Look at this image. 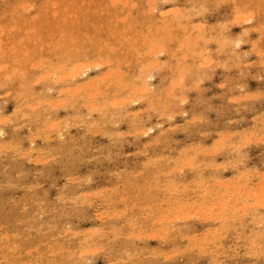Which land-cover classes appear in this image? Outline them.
Returning <instances> with one entry per match:
<instances>
[{"label": "rangeland", "instance_id": "374dc122", "mask_svg": "<svg viewBox=\"0 0 264 264\" xmlns=\"http://www.w3.org/2000/svg\"><path fill=\"white\" fill-rule=\"evenodd\" d=\"M0 30V264H264V0H0Z\"/></svg>", "mask_w": 264, "mask_h": 264}, {"label": "bare ground", "instance_id": "6f19581e", "mask_svg": "<svg viewBox=\"0 0 264 264\" xmlns=\"http://www.w3.org/2000/svg\"><path fill=\"white\" fill-rule=\"evenodd\" d=\"M125 4H126V3H125ZM22 7H23V6H22ZM150 11H151V10H150ZM53 17H54V16H53ZM241 20H242V19H241ZM246 20H247V19H246ZM77 23H78V22H77ZM77 26H78V25H77ZM71 29H72V27H71ZM1 31H2V30H0V32H1ZM19 31H20V30H19ZM73 31H74V30H73ZM11 32H12V31H11ZM149 32H150V31H149ZM27 33H28V32H27ZM70 33H71V32H70ZM79 33H80V32H79ZM150 34H151V33H150ZM10 35H11V34H10ZM70 35H71V34H70ZM70 35H69V36H70ZM27 36H28V35H27ZM69 36H68V37H69ZM72 36H73V34H72ZM76 36H77V35H76ZM92 36H93V35H92ZM23 37H24V34H23ZM27 38L29 39V37H27ZM24 39H25V38H24ZM76 39H77V38H76ZM90 39H91V38H90ZM100 39H101V38H100ZM100 39H98V40H100ZM88 40H89V39H88ZM73 41H74V40H73ZM21 42H22V41H21ZM21 42H20V43H21ZM70 42H71V41H70ZM74 42H75V41H74ZM76 42H77V41H76ZM144 42L147 43V41H144ZM0 43H2V42H0ZM5 43H6L5 45H7V42H5ZM17 43H18V41H17ZM72 43H73V42H72ZM90 43H91V41H90ZM99 43H100V42H98V44H99ZM2 44H3V43H2ZM105 44H106V43H104V45H105ZM119 44H120V43H119ZM160 44H161V43H160ZM71 45H72V44H71ZM107 45H108V44H107ZM120 45H121V44H120ZM120 45H119V46H120ZM142 45H143V44H142ZM150 45H151V44H150ZM0 46H1V45H0ZM14 46H15V45H14ZM99 46H100V45H99ZM21 47H24V46H21ZM58 47H59V46H58ZM61 47H62V46H61ZM72 47H74V46H72ZM42 48H43V47H42ZM75 48H76V47H75ZM98 48H99V47H98ZM110 48H111V47H110ZM135 48H136V47H135ZM151 48H152V47H151ZM155 48H156V46H155ZM70 49H71V48H70ZM88 49H89V48H88ZM99 49H100V48H99ZM104 49H105V48H104ZM107 49H108V48H107ZM113 49H114V48H113ZM133 49H134V48H133ZM55 50H56V49H55ZM61 50H62V49H61ZM73 50L75 51L74 48H73ZM161 50H162V49H161ZM53 51H54V50H53ZM68 51H70V50H68ZM77 51H78V50H77ZM77 51H76V53H78ZM103 51L106 53L105 50H103ZM110 51H111V50H110ZM134 51H135V50H134ZM162 51H163V50H162ZM48 52H49V51H48ZM82 52H83V51H82ZM87 52H88V51H87ZM98 52H99V51H98ZM144 52H145V51H144ZM159 52H160V51H159ZM41 53H42V51H41ZM73 53H74V52H73ZM108 53H109V52H108ZM125 53H126V52H125ZM130 53H131V52H130ZM132 53H133V52H132ZM140 54H141V53H140ZM147 54H148V53H147ZM157 54H158V53H157ZM38 55H39V54H38ZM73 55H74V54H73ZM113 55H114V53H113ZM126 55H127V54H126ZM138 55H139V54H138ZM138 55H137V56H138ZM151 55H152V54H151ZM151 55H150V56H151ZM54 56H55V55H54ZM99 56H100V53H99ZM99 56H98V58H99ZM106 56H107V55H106ZM78 57H79V55H78ZM92 57H93V56H92ZM96 57H97V55H96ZM131 57H132V56H131ZM148 57H149V54H148ZM154 57H155V56H154ZM237 57H238V56H237ZM55 58H56V57H55ZM62 58H63V57H62ZM66 58H67V56H66ZM80 58H81V57H80ZM85 58H86V57H85ZM85 58H84V59H85ZM103 58H104V57H103ZM107 58H108V57H107ZM107 58H105V59L107 60ZM110 58H111V57H110ZM113 58H115V57H113ZM139 58H140V57H139ZM29 59H30V58H29ZM99 59H100V58H99ZM108 59H109V58H108ZM122 59H124V58H122ZM136 59H137V58H136ZM140 59H142V58H140ZM56 60H57V59H56ZM62 60H63V59H62ZM62 60H61V61H62ZM68 60H69V59H68ZM96 60L98 61V59H96ZM100 60H101V59H100ZM100 60H99V61H100ZM117 60H118V59H117ZM119 60H120V59H119ZM142 60L144 61V59H142ZM207 60H208V59H207ZM207 60H206V61H207ZM24 61H25V60H24ZM24 61H23V62H24ZM34 61H35V60H34ZM36 61H37V60H36ZM43 61H44V60H43ZM57 61L59 62V60H57ZM61 61H60V62H61ZM99 61H98V62H99ZM109 61H110V60H109ZM115 61H116V60H115ZM121 61H123V60H121ZM121 61H120V62H121ZM138 61H139V60H138ZM12 62H13V61H12ZM14 62H15V61H14ZM50 62H51V61H50ZM50 62H49V63H50ZM72 62H73V61H72ZM102 62H103V61H102ZM128 62H129V61H128ZM147 62H148V61H147ZM154 62H156V60H155ZM26 63H27V62H26ZM28 63H29V62H28ZM55 63H56V61H55ZM64 63H65V61H64ZM74 63H75V62H74ZM94 63H95V59H94ZM96 63H97V62H96ZM112 63H113V60H112ZM112 63H111V64H112ZM148 63H149V62H148ZM165 63H166V62H165ZM86 64H88V62H86ZM86 64H85V65H86ZM104 64H105V63H104ZM121 64H122V63H121ZM121 64L119 63V65H121ZM127 64H128V63H127ZM132 64H133V63H132ZM135 64H136V62H135ZM135 64H134V65H135ZM137 64H138V63H137ZM38 65H39V64H38ZM52 65H54V64H52ZM60 65H62V64L60 63ZM100 65H101V62H100ZM119 65L117 64V66H119ZM124 65H125V64H124ZM207 65H208V64H207ZM34 66H35V64H34ZM40 66H41V65H40ZM40 66H39V67H40ZM47 66H48V65H47ZM92 66H93V65H92ZM128 66H129V65H128ZM150 66H151V63H150ZM152 66H153V65H152ZM155 66H156V65H155ZM6 67H7V66H6ZM35 67H36V66H35ZM51 67H52V66H51ZM53 67H54V66H53ZM61 67H64V66H61ZM86 67H87V66H86ZM95 67H96V66H95ZM108 67H109V66H108ZM123 67H124V66H123ZM162 67H163V66H162ZM66 68H69V67H66ZM66 68H65V70H66ZM72 68H73V67H72ZM72 68H71V69H72ZM77 68H78V66H77ZM128 68H129V67H128ZM187 68H188V67H187ZM2 69H3V67H2ZM38 69H39V68H38ZM40 69H41V68H40ZM51 69H52V68H51ZM56 69H57V66H56ZM58 69H59V68H58ZM79 69H80V68H79ZM79 69H77V71H78ZM109 69H110V68H109ZM54 70H55V69H54ZM72 70H73V69H72ZM128 70H129V69H128ZM139 70H140V69H139ZM85 71H86V70H85ZM88 71H89V70H88ZM116 71H117V69H116ZM120 71H121V70H120ZM152 71H153V70H152ZM43 72H44V71H43ZM65 72H66V71H65ZM73 72H74V71H73ZM79 72H81V71H79ZM79 72H78V73H79ZM109 72H110V70H109ZM122 72H123V71H122ZM262 72H263V71H262ZM13 73H15V72H13ZM63 73H64V72H63ZM78 73H77V74H78ZM103 73H104V72H103ZM118 73H119V72H118ZM118 73H117V74H118ZM120 73H121V72H120ZM120 73H119V74H120ZM126 73H127V72H126ZM144 73H145V72H144ZM34 74H35V73H34ZM72 74H73V73H72ZM77 74H76V75H77ZM81 74H82V73H81ZM123 74H124V73H123ZM133 74H134V73H133ZM147 74H148V73H147ZM147 74H146V76H147ZM12 75H13V74H12ZM36 75H37V74H36ZM57 75H59V74H57ZM76 75H75V76H76ZM125 75L128 76V74H125ZM142 75H143V74H142ZM48 76H49V75H48ZM52 76H53V74H52ZM72 76H73V75H72ZM82 76H83V75H82ZM102 76H103V75H102ZM108 76H110V74H109ZM116 76H117V75H116ZM133 76H134V75H133ZM136 76H137V75H136ZM146 76H145V77H146ZM34 77H35V76H34ZM34 77H33V78H34ZM38 77H40V76H38ZM44 77H45V75H44ZM60 77H62V76H60ZM114 77H115V75H114ZM176 77H177V76H176ZM35 78H36V77H35ZM47 78H49V77H47ZM52 78H53V77H52ZM54 78H55V77H54ZM78 78H79V76H78ZM80 78H81V77H80ZM118 78H119V77H118ZM118 78H117V79H118ZM120 78H121V77H120ZM129 78H130V80H131V77H129ZM136 78H137V77H136ZM147 78H148V77H147ZM150 78H151V77H150ZM39 79H41V78H39ZM42 79H43V77H42ZM65 79H66V78H65ZM86 79H87V78H86ZM97 79H98V78H97ZM108 79H109V78H108ZM180 79H181V78H180ZM259 79H260V78H259ZM261 79H262V78H261ZM261 79H260V80H261ZM30 80H31V79H30ZM37 80H38V78H37ZM43 80H45V79H43ZM72 80H73V79H72ZM74 80H75V79H74ZM175 80H176V78H175ZM47 81H48V80H47ZM69 81H70V79H69ZM100 81H101V80H100ZM103 81H105V80H103ZM119 81H121V80H119ZM124 81H125V80H124ZM124 81H123V82H124ZM133 81H134V80H133ZM137 81H138V80H137ZM144 81H145V80H144ZM30 82H31V81H30ZM35 82H36V81H35ZM67 82H68V81H66V86H67V84H68ZM94 82H95V81H94ZM109 82H110V80H109ZM111 82H112V80H111ZM130 82H131V81H130ZM32 83H33V82H32ZM60 83H61V82H60ZM95 83L97 84V82H95ZM98 83H99V82H98ZM120 83H121V82H120ZM124 83H125V82H124ZM126 83H127V81H126ZM133 83H134V82H133ZM136 83H137V82H136ZM171 83H172V82H171ZM178 83H179V82H178ZM180 83H181V82H180ZM45 84H46V83H45ZM107 84H108V83H107ZM107 84H106V85H107ZM118 84H119V83H118ZM118 84H117V85H118ZM131 84H132V83H131ZM134 84H135V83H134ZM80 85H81V84H80ZM97 85H98V84H97ZM101 85H102V86H105V85H103L102 83H101ZM120 85H121V84H120ZM176 85H177V84H176ZM92 86H93V85H92ZM99 86H100V83H99ZM99 86H98V87H99ZM113 86H114V85H113ZM124 86H125V85H124ZM133 86H136V85H133ZM140 86H141V85H140ZM142 86H143V85H142ZM144 86H145V84H144ZM20 87H21V86H20ZM86 87H87V86H86ZM120 87H121V86H120ZM126 87H127V86H126ZM128 87H129V85H128ZM166 87H167V86H166ZM233 87H234V86H233ZM71 88H73V87H71ZM109 88H111V87H109ZM124 88H125V87H124ZM131 88H132V87H131ZM131 88H127V89H131ZM137 88H138V87H137ZM145 88H146V87H145ZM182 88H184V87L181 86V89H182ZM81 89H82V88H81ZM89 89H90V88H89ZM135 89H136V88H135ZM135 89H134V87L132 88V90H135ZM139 89H143V88L141 87V88H139ZM167 89H168V88H167ZM193 89H194V88H193ZM74 90H75V89H74ZM91 90H92V89H91ZM91 90H90V91H91ZM100 90H101V89H99V91H100ZM106 90H107V89H106ZM106 90L103 89V91H106ZM132 90H131V91H132ZM169 90H170V89H169ZM40 91H41V90H40ZM76 91H77V90H76ZM96 91H98V90H96ZM101 91H102V90H101ZM103 91H102V92H103ZM128 91H129V90H128ZM138 91H139V90H138ZM142 91H143V90H141V92H142ZM144 91H145V90H144ZM153 91H154V90H153ZM183 91H184V90H183ZM204 91H205V90H204ZM114 92H115V91H114ZM118 92H119V90H118ZM126 92H127V91H126ZM105 93H106V92H105ZM116 93H117V92H116ZM129 93H130V91H129ZM159 93H160V92H159ZM59 94H60V93H59ZM66 94H67V92H66ZM66 94H65V95H66ZM81 94H82V93H81ZM118 94H119V93H118ZM130 94H131V93H130ZM139 94H140V93H139ZM144 94H145V93H144ZM146 94H147V93H146ZM260 94H261V93H260ZM263 94H264V93H263ZM91 95H93V94H91ZM95 95H96V94H95ZM111 95H112V94H111ZM122 95H123V94H122ZM30 96H31V93H30ZM69 96H70V95H69ZM80 96H81V95H80ZM109 96H110V95H109ZM115 96H117V95H115ZM139 96H140V95H139ZM151 96H152V94H151ZM168 96H170V95H168ZM168 96H167V97H168ZM35 97H37V96H35ZM67 97H68V95H67ZM67 97H66V98H67ZM87 97H88V96H87ZM93 97H94V96H93ZM98 97H99V96H98ZM112 97H113V96H112ZM125 97H126V95H125ZM131 97H132V95H131ZM141 97H142V96H141ZM43 98H44V97H43ZM47 98H48V97H47ZM66 98H65V99H66ZM81 98H82V97H81ZM115 98H117V97H115ZM118 98H119V97H118ZM122 98H123V97H122ZM135 98H136V97H135ZM135 98H134V96H133V99H135ZM236 98H237V97H236ZM246 98H248V97H246ZM18 99H19V98H18ZM31 99H32V98H31ZM49 99H50V98H49ZM68 99H69V98H68ZM74 99H75V98H74ZM105 99H106V98H105ZM112 99H113V98H112ZM133 99H132V100H133ZM137 99H138V98H137ZM181 99L184 100V97H182ZM243 99H244V98H243ZM243 99H242V100H243ZM248 99H249V98H248ZM257 99H258V98H257ZM63 100H64V99H63ZM66 100H67V99H66ZM98 100H99V99H98ZM110 100H111V99H110ZM125 100H126V99H124V101H125ZM127 100H128V99H127ZM135 100H136V99H135ZM140 100H141V99H140ZM254 100H255V99H254ZM35 101H36V100H35ZM53 101H54V100H53ZM56 101H57V100H56ZM56 101H55V102H56ZM83 101H84V99H83ZM86 101H87V99H86ZM86 101H85V102H86ZM89 101H90V100H89ZM104 101H106V100H104ZM120 101H122V100H120ZM165 101H166V100H165ZM165 101H164V102H165ZM255 101H256V100H255ZM20 102H21V101H20ZM51 102H52V101H51ZM55 102H54V103H55ZM69 102H70V101H69ZM85 102H84V103H85ZM87 102H88V101H87ZM95 102H96V101H95ZM102 102H103V101H102ZM133 102H134V101H133ZM133 102H132V103H133ZM135 102H136V101H135ZM164 102H163V103H164ZM54 103H53V104H54ZM98 103H99V102H98ZM104 103H105V102H104ZM104 103H102V104H104ZM106 103L108 104V102H106ZM106 103H105V105H106ZM110 103H111V102H110ZM120 103H121V102H120ZM132 103H131V104H132ZM238 103H239V102H238ZM32 104H33V103H32ZM45 104H47V102H46ZM91 104H92V103H91ZM113 104H114V102H113ZM113 104H111V105H113ZM127 104H128V103H127ZM27 105H28V104H27ZM29 105H30V104H29ZM59 105H60V104H59ZM68 105H69V104H68ZM95 105H96V104H95ZM109 105H110V104H109ZM109 105H108V106H109ZM114 105H115V104H114ZM116 105H117V104H116ZM51 106H52V105H51ZM65 106H66V105H65ZM71 106H72V105H71ZM75 106H76V105H75ZM93 106H94V105H93ZM97 106H98V105H97ZM124 106H125V105H124ZM159 106H160V105H159ZM161 106H162V105H161ZM177 106H178V105H177ZM16 107H17V106H16ZM16 107H14V108H16ZM40 107H42V106H40ZM40 107H39V109H40ZM26 108H27V107H26ZM30 108H31V107H30ZM30 108H29V109H30ZM32 108H34V107H32ZM53 108H54V107H52V109H53ZM56 108H57V107H56ZM83 108H84V107H83ZM20 109H22V108H20ZM20 109H19V110H20ZM94 109H95V108H94ZM100 109H101V108H100ZM105 109H106V108H105ZM250 109H251V108H250ZM27 110H28V109H27ZM75 110H76V109H75ZM98 110H99V109H98ZM107 110H110V109L107 108ZM107 110H106V111H107ZM237 110H238V109H237ZM237 110H236V111H237ZM243 110H244V109H243ZM88 111H89V109H88ZM26 112H27V111H26ZM29 112H30V110H29ZM29 112H28V113H29ZM75 112H76V111H75ZM102 112H103V111H102ZM102 112H101V113H102ZM107 112H108V111H107ZM117 112H118V111H117ZM180 112H181V111H180ZM86 113H87V112H85V114H86ZM31 114L33 115L32 111H31ZM36 114H38V112H36ZM36 114H35V115H36ZM41 114H42V113H41ZM43 114H44V112H43ZM50 114H51V113H50ZM89 114H90V113H89ZM102 114H104V113H102ZM105 114H106V113H105ZM111 114H112V113H111ZM173 114H174V113H173ZM24 115H25V114H24ZM108 115H109V114H108ZM120 115H121V114H120ZM122 115H123V114H122ZM161 115H162V114H161ZM169 115H170V114H169ZM169 115H168V116H169ZM184 115H185V114H184ZM263 115H264V114H263ZM36 116H37V115H36ZM36 116H35V117H36ZM39 116H40V115H39ZM88 116H90V115H88ZM40 117H41V116H40ZM40 117H39V118H40ZM49 117H50V116H49ZM67 117H68V116H67ZM72 117H73V116H72ZM105 117H106V116H105ZM193 117H194V116H193ZM36 118H37V117H36ZM43 118H44V117H43ZM45 118H46V117H45ZM75 118H76V116H75ZM75 118H74V119H75ZM88 118H89V117H88ZM102 118H104V117H102ZM118 118H119V117H118ZM191 118H192V117H191ZM1 119H2V118H1ZM8 119H9V118H8ZM20 119H21V118H20ZM33 119H34V118H33ZM41 119H42V118H41ZM65 119L67 120V118H65ZM109 119H110V118H109ZM109 119H108V120H109ZM261 119H262V118H261ZM3 120H4V119H3ZM38 120H39V119H38ZM43 120H44V119H42V121H43ZM46 120H47V119H45L44 121H46ZM52 120H53V119H52ZM60 120H62V119H60ZM75 120H78V119H75ZM84 120H85V119H84ZM103 120H104V119H103ZM9 121H10V120H9ZM30 121H32V120H30ZM36 121H37V120H36ZM109 121H110V120H109ZM148 121H149V120H148ZM170 121H171V120H170ZM172 121H173V120H172ZM188 121H189V120H188ZM190 121H191V120H190ZM239 121H240V120H239ZM257 121H258V120H257ZM10 122H11V121H10ZM34 122H35V120H34ZM56 122H59V121H56ZM99 122H100V121H99ZM135 122H136V121H135ZM191 122H193V121H191ZM205 122H206V121H205ZM11 123H12V122H11ZM46 123H47V121H46ZM48 123H50V122L48 121ZM65 123H66V121H65ZM83 123H84V122H83ZM102 123H103V121H102ZM109 123H110V122H109ZM235 123H236V122H235ZM41 124H42V123H41ZM43 124H44V123H43ZM52 124H53V125H51V123H50L51 126H54L56 123L54 124V122H53ZM62 124H64V123H62ZM84 124H85V123H84ZM94 124H95V123H94ZM137 124H139V123H137ZM184 124H186V123L184 122ZM22 125H23V124H22ZM24 125H25V124H24ZM31 125H32V124H31ZM66 125H67V124H66ZM77 125H78V124H77ZM79 125H80V124H79ZM97 125H98V123H97ZM97 125H96V126H97ZM99 125H100V124H99ZM99 125H98V126H99ZM102 125H103V124H102ZM51 126H50V127H51ZM55 126H56V125H55ZM85 126H86V125H85ZM98 126H97V127H98ZM105 126H106V125H105ZM114 126H115V125H114ZM114 126H113V127H114ZM156 126H157V125H156ZM158 126H159V125H158ZM160 126H161V125H160ZM47 127H49V126H47ZM77 127H78V126H77ZM77 127H76V128H77ZM92 127H93V126H92ZM102 127L104 128V125H103ZM116 127H117V126H116ZM138 127H139V126H138ZM248 127H249V126H248ZM54 128H55V127H54ZM59 128H60V127H59ZM93 128H94V127H93ZM111 128H112V127H111ZM136 128H137V127H136ZM136 128H135V129H136ZM13 129H14V128H13ZM40 129H41V128H40ZM50 129H51V128H50ZM99 129H100V128H99ZM1 130H3V128H2ZM52 130H53V128H52ZM54 130H55V129H54ZM63 130H64V129H63ZM100 130H101V129H100ZM148 130H149V129H148ZM36 131H37V130H36ZM40 131H42V130H40ZM57 131H58V130H57ZM85 131H86V130H85ZM102 131H103V130H102ZM135 131H137V130H134L133 132H135ZM149 131H150V130H149ZM151 131H152V130H151ZM1 132H2V131H1ZM163 132H164V131H163ZM220 132H221V131H220ZM253 132H254V131H253ZM3 133H5V132H3ZM3 133H2V134H3ZM33 133H34V132H33ZM105 133H106V132H105ZM141 133H142V132H141ZM222 133H223V131H222ZM225 133H226V131H225ZM234 133H235V132H234ZM234 133H233V134H234ZM241 133H242V132H241ZM113 134H115V133H113ZM113 134H112V135H113ZM116 134H117V133H116ZM118 134H119V133H118ZM118 134H117V135H118ZM144 134H145V132H144ZM159 134H160V133H159ZM168 134H169V133H168ZM206 134H208V133H206ZM210 134H211V133H210ZM210 134H209V135H210ZM229 134H232V132L229 133ZM54 135H55V134H54ZM57 135H58V134H57ZM64 135H65V134H64ZM64 135H63V136H64ZM117 135H116V137H117ZM126 135H127V134H126ZM126 135H125V136H126ZM128 135H130V134H128ZM200 135H201V134H200ZM227 135H228V134H227ZM238 135H239V134H238ZM252 135H253V134H252ZM29 136H30V135H29ZM35 136H36V135H35ZM38 136H39V135H38ZM47 136H48V134H47ZM58 136H59V135H58ZM84 136H85V135H84ZM229 136H230V135H229ZM236 136H237V135H236ZM262 136H263V135H262ZM36 137H37V136H36ZM135 137H136V134H135ZM203 137H204V136H203ZM119 138H120V137H119ZM158 138H159V137H158ZM221 138H223V137H221ZM221 138H220V139H221ZM33 139H35V138H33ZM117 139H118V138H117ZM223 139H224V138H223ZM225 139H226V138H225ZM255 139H256V138H255ZM28 140H29V139H28ZM30 140H31V139H30ZM48 140H49V139H48ZM206 140H207V139H206ZM260 140H261V139H260ZM260 140H259V141H260ZM11 142H12V141H11ZM198 142H200V141H198ZM198 142H197V143H198ZM261 142H262V140H261ZM149 144H150V143H149ZM153 144H154V143H153ZM250 144H251V143H250ZM2 145H3V144H2ZM194 145H195V144H194ZM201 145H202V144H201ZM222 145H223V144H222ZM224 145H225V144H224ZM208 146H209V145H208ZM228 146H230V145H228ZM3 147H4V145H3ZM196 147H197V146H196ZM214 147H215V146H214ZM1 148H2V147H1ZM1 148H0V149H1ZM4 148L7 149L8 147L5 146ZM35 148H36V147H35ZM205 148H206V147H205ZM227 148L229 149V147H227ZM240 148H241V147H240ZM243 148H244V147H243ZM256 148H258V147L256 146ZM13 149H14V148H13ZM191 149H192V147H191ZM244 149H245V148H244ZM11 150H12V149H11ZM26 150H27V149H26ZM33 150H34V149H33ZM39 150H40V149H38V151H39ZM181 150H182V149H181ZM184 150H185V149H184ZM184 150H183V151H184ZM189 150H190V149H189ZM210 150H211V149H210ZM219 150H220V149H219ZM232 150H233V149H232ZM238 150H239V148H238ZM199 151H200V150H199ZM206 151H207V150H206ZM1 152H2V151H1ZM4 152H5V151H4ZM17 152H18V151H17ZM17 152H16V153H17ZM28 152H29V151H28ZM187 152H188V151H187ZM197 152H198V151H197ZM225 152H226V151H225ZM247 152H248V151H247ZM16 153H15V154H16ZM23 153H24V152H23ZM176 153H177V152H176ZM180 153H181V152H180ZM184 153H185V152H184ZM184 153H183V154H184ZM189 153H190V152H189ZM207 153H208V152H207ZM213 153H215V152L213 151ZM220 153H221V152H220ZM231 153H233V152H231ZM237 153H238V152H237ZM240 153H241V152H240ZM240 153H239V154H240ZM15 154H14V155H15ZM20 154H21V153H20ZM140 154H141V153H140ZM183 154H182V155H183ZM194 154H195V153H194ZM25 155H26V154H25ZM28 155H29V154H28ZM48 155H49V154H48ZM177 155H178V154H177ZM201 155H202V154H201ZM205 155H206V154H205ZM210 155H211V154H210ZM4 156H5V155H4ZM29 156H30V155H29ZM36 156H37V155H36ZM183 156H184V155H183ZM189 156H190V158H191V155H190V154H189ZM196 156H197V155H196ZM206 156H207V155H206ZM206 156H205V157H206ZM212 156H213V155H212ZM236 156H237V155H236ZM240 156H241V155H240ZM22 157H23V156H22ZM32 157H33V156H32ZM49 157H50V156H49ZM166 157H167V156H166ZM184 157H185V156H184ZM25 158H26V157H25ZM36 158H37V157H36ZM44 158H45V156H44ZM177 158H180V157H177ZM39 159H40V158H39ZM51 159H52V158H51ZM53 159H54V158H53ZM149 159H150V158H149ZM158 159H159V157H158ZM172 159H173V158H172ZM195 159H196V157H195ZM237 159H238V158H237ZM241 159H242V157H241ZM36 160H37V159H36ZM40 160H41V159H40ZM161 160H162V159H161ZM197 160H198V159H197ZM238 160H239V159H238ZM246 160H247V159H246ZM30 161H31V160H30ZM50 161H51V160H50ZM158 161H159V160H158ZM177 161H178V160H177ZM181 161H182V159H181ZM183 161H185V160H183ZM212 161H213V160H212ZM34 162H35V161H34ZM153 162H154V161H153ZM191 162H192V161H191ZM191 162H190V163H191ZM241 162H242V161H241ZM241 162H240V163H241ZM158 163H159V162H158ZM193 163H194V162H192V165H193ZM226 163H227V162H226ZM236 163H237V162H236ZM263 163H264V162H263ZM263 163H262V164H263ZM39 164H40V163H39ZM71 164H72V163H71ZM149 164H150V163H149ZM168 164H169V163H168V161H167V165H168ZM187 164H189V163H187ZM201 164H202V163H201ZM219 164H220V163H219ZM224 164H225V163H224ZM228 164H230V163L228 162ZM241 164H242V163H241ZM245 164H246V163H245ZM245 164H244V165H245ZM145 165H146V164H145ZM154 165H155V164H154ZM164 165H165V164H164ZM195 165H196V164H195ZM197 165H198V164H197ZM205 165L208 166L207 164H205ZM213 165H214V164H213ZM217 165H218V164H217ZM221 165H222V164H221ZM230 165H231V164H230ZM239 165H240V164H239ZM263 165H264V164H263ZM149 166H150V165H149ZM189 166H190V165H188V167H189ZM193 166H194V165H193ZM193 166H192V167H193ZM203 166H204V165H203ZM206 166H205V167H206ZM214 166H215V165H214ZM219 166H220V165H219ZM153 167H154V166H152V168H153ZM215 167H217V166H215ZM152 168H151V169H152ZM169 168H170V167H169ZM169 168H168V169H169ZM175 168H176V167H175ZM186 168H187V167H186ZM210 168H211V167H210ZM229 168H230V166H229ZM141 169H142V168H141ZM168 169H167V170H168ZM171 169H172V168H171ZM198 169H199V168H198ZM200 169H201V168H200ZM221 169H222V168H221ZM230 169H231V168H230ZM236 169H237V166H236ZM236 169H235V170H236ZM255 169H256V168H255ZM255 169H254V171L256 172ZM145 170H146V169H145ZM147 170H148V169H147ZM223 170H224V169H223ZM116 171H117V170H116ZM152 171H153V170H152ZM169 171H170V170H169ZM173 171H174V170H173ZM205 171H206V170H205ZM217 171H218V170H217ZM236 171H237V170H236ZM139 172H140V171H139ZM160 172H161V171H160ZM160 172H159V173H160ZM190 172H191V171H190ZM167 173H168V172H167ZM169 173H170V172H169ZM180 173H181V172H180ZM237 173H238V172H237ZM131 174H132V173H131ZM134 174H135V173H134ZM152 174H153V173H152ZM196 174H197V173H196ZM243 174H244V173H243ZM243 174H242V175H243ZM250 174H251V172H250ZM153 175H154V174H153ZM157 175H158V174H157ZM208 175H209V174H208ZM262 175H263V174H262ZM7 176H8V175H7ZM132 176H133V175H132ZM168 176H169V175H168ZM213 176H214V175H213ZM236 176H237V175H236ZM134 177H135V176H134ZM208 177H209V176H208ZM217 177H218V176H217ZM217 177H216V178H217ZM239 177H241V176L239 175ZM246 177H247V176H246ZM142 178H143V177H142ZM142 178H141V179H142ZM151 178H152V177H151ZM153 178H154V176H153ZM197 178H198V177H197ZM213 178H214V177H213ZM251 178H252V177H251ZM255 178H256V177H255ZM261 178H262V177H261ZM261 178H260V179H261ZM149 179H150V178H149ZM166 179H167V178H166ZM199 179H200V178H199ZM210 179H211V178H210ZM243 179H245V178H243ZM243 179H242V180H243ZM247 179H248V178H247ZM147 180H148V179H147ZM159 180H160V179H159ZM164 180H165V179H164ZM194 180H195V179H194ZM194 180L192 179V181H194ZM212 180H213V179H212ZM231 180H232V179H231ZM249 180H251V179H249ZM262 180H264V179H262ZM136 181H137V180H136ZM172 181H173V180H172ZM6 182H7V181H6ZM87 182H88V180H87ZM143 182H144V181H143ZM222 182H223V181H222ZM222 182H221V183H222ZM246 182H247V180H246ZM131 183H132V182H131ZM150 183H152V182H150ZM216 183H218V180H217ZM223 183H224V182H223ZM9 184H10V183H9ZM137 184H138V183H137ZM142 184H143V183H142ZM148 184H149V183H148ZM156 184H157V183H155L154 185H156ZM181 184H182V183H181ZM191 184H192V183H191ZM214 184H215V183H214ZM225 184H226V183H225ZM261 184L264 185V183H261ZM128 185H129V184H128ZM128 185H127V186H128ZM130 185H131V184H130ZM135 185H136V183H135ZM152 185H153V184H152ZM152 185H151V186H152ZM220 185H221V184H220ZM232 185H233V184H232ZM8 186H9V185H8ZM167 186H169V185L167 184ZM178 186H179V185H178ZM193 186H194V185H193ZM197 186H198V185H197ZM206 186H207V185H206ZM212 186H213V185H212ZM216 186H217V185H216ZM226 186H228V185H226ZM233 186H234V185H233ZM238 186H239V185H238ZM245 186H246V185H245ZM10 187H12V186H10ZM143 187H144V186H143ZM148 187H149V186H148ZM156 187H159V186L156 185ZM174 187H175V186H174ZM199 187H200V186H199ZM222 187H223V186H222ZM224 187H225V186H224ZM224 187H223V188H224ZM231 187H232V186H231ZM242 187H243V186H242ZM246 187H247V186H246ZM258 187H259V186H258ZM12 188H13V187H12ZM122 188H123V187H122ZM150 188H151V187H150ZM153 188H154V186H153ZM167 188H168V187H167ZM176 188H177V187H176ZM186 188H187V187H186ZM196 188H197V187H196ZM206 188H207V187H206ZM211 188H212V187H211ZM223 188H222V189H223ZM232 188H233V187H232ZM243 188H244V187H243ZM263 188H264V187H261V190H262ZM9 189H10V188H9ZM148 189H149V188H148ZM217 189H218V187H217ZM236 189H237V188H236ZM236 189H235V191H237ZM245 189H246V188H245ZM122 190H123V189H122ZM139 190H140V189H139ZM152 190H153V189H152ZM154 190H155V189H154ZM167 190H168V189H167ZM174 190H176V189L174 188ZM179 190H180V189H179ZM183 190H184V189H183ZM228 190H229V189H228ZM238 190H239V189H238ZM125 191H126V190H125ZM150 191H151V190H150ZM184 191H185V190H184ZM223 191H224V190H223ZM226 191H227V190H226ZM246 191H248V190H246ZM249 191H250V189H249ZM263 191H264V190H263ZM139 192H140V191H139ZM154 192H155V191H154ZM229 192H230V191H229ZM253 192H255V191H253ZM62 193H64V192H62ZM68 193H69V192H68ZM136 193H137V192H136ZM175 193H176V192H175ZM180 193H181V192H180ZM203 193H204V192H203ZM207 193H208V191H207ZM220 193H221V192H220ZM245 193H246V192H245ZM247 193H249V192H247ZM263 193H264V192H263ZM137 194H138V193H137ZM148 194H149V193H148ZM152 194H153V193H152ZM164 194H165V193H164ZM185 194H188V193H185ZM214 194H215V193H214ZM224 194H225V193H224ZM257 194H258V193H256V195H257ZM32 195H33V194H32ZM92 195H94V194H92ZM129 195H130V194H129ZM129 195H128V196H129ZM135 195H136V194H135ZM135 195H134V196H135ZM145 195H146V194H145ZM150 195H151V194H150ZM150 195H149V197H151ZM174 195H175V194H174ZM200 195H201V194H200ZM205 195H206V194H205ZM237 195H238V194H237ZM249 195H250V194H249ZM263 195H264V194H263ZM61 196H62V195H61ZM128 196H127V197H128ZM168 196H169V195H168ZM176 196H177V193H176ZM176 196H175V197H176ZM180 196H181V194H180ZM191 196H192V195H191ZM191 196H190V197H191ZM216 196H217V195H216ZM260 196H261V194H260ZM57 197H59V196H57ZM62 197H63V196H62ZM107 197H108V196H107ZM153 197H154V196H153ZM161 197H162V196H161ZM161 197H160V198H161ZM187 197H188V196H187ZM204 197H205V196H204ZM223 197H224V196H223ZM223 197H222V199H224ZM261 197H262V196H261ZM128 198H129V197H128ZM156 198H157V197H156ZM162 198H163V197H162ZM167 198H168V197H167ZM241 198H242V197H241ZM250 198H251V197H250ZM61 199H63V198H61ZM153 199H154V198H153ZM182 199H183V198H182ZM201 199H202V198H201ZM222 199H221V200H222ZM226 199H228V198H226ZM226 199H225V201H226ZM256 199H257V198H256ZM31 200H32V199H31ZM57 200H58V199H57ZM106 200H107V198H106ZM119 200H120V199H119ZM133 200H134V198H133ZM136 200H137V199H136ZM178 200H179V199H178ZM29 201H30V200H29ZM123 201H124V200H123ZM203 201H204V200H203ZM207 201H208V200H207ZM222 201H223V200H222ZM235 201H236V200L234 199V202H235ZM258 201H259V200H258ZM62 202H63V201H62ZM65 202H66V200H65ZM136 202H137V201H136ZM151 202H152V201H151ZM154 202H155V201H154ZM186 202H187V201H186ZM200 202H201V201H200ZM217 202H219V201H217ZM226 202H227V201H226ZM236 202H237V201H236ZM240 202H241V201H240ZM245 202H247V201H245ZM22 203H23V202H22ZM34 203H35V202H34ZM68 203H69V202H68ZM119 203H120V202H119ZM142 203H143V202H142ZM145 203H146V202H145ZM160 203H161V202H160ZM189 203H190V202H189ZM202 203H203V202H202ZM220 203H222V202H220ZM241 203H242V202H241ZM260 203H261V201H260ZM19 204H21V203H19ZM41 204H42V203H41ZM114 204H115V202H114ZM120 204H121V203H120ZM185 204H186V203H185ZM223 204H224V203H223ZM14 205H15V204H14ZM16 205H18V204H16ZM35 205H37V204H35ZM38 205H39V203H38ZM112 205H113V202H112ZM121 205H122V204H121ZM124 205H125V203H124ZM174 205H175V204H174ZM180 205H181V204H180ZM62 206H63V205H62ZM100 206H101V205H100ZM184 206H185V205H184ZM202 206H203V205H202ZM248 206H249V205H248ZM248 206H247V207H248ZM252 206H253V205H252ZM258 206H259V205H258ZM13 207H14V206H13ZM39 207H40V206H39ZM50 207H51V206H50ZM64 207H65V206H64ZM138 207H139V206H138ZM175 207H176V206H175ZM198 207H199V205H198ZM207 207H208V206H207ZM215 207H216V206H215ZM220 207H222V206H220ZM223 207H224V205H223ZM238 207H239V206H238ZM261 207H262V206H261ZM9 208H10V207H9ZM106 208H107V207H106ZM170 208H171V207H170ZM179 208H180V207H179ZM179 208H176V210L179 209ZM218 208H219V204H218ZM235 208H236V207H235ZM245 208H246V207H245ZM255 208H256V207H255ZM21 209H23V208H21ZM35 209H36V208H35ZM37 209H38V208H37ZM37 209H36V210H37ZM44 209H45V208H44ZM109 209H110V208H109ZM112 209H113V208H112ZM136 209H137V208H136ZM168 209H169V208H168ZM180 209H181V208H180ZM187 209H189V207H188ZM190 209H191V208H190ZM204 209H205V208H204ZM241 209H242V207L240 208V210H241ZM251 209H252V208H251ZM30 210H31V209H30ZM40 210H41V209H40ZM62 210H63V209H62ZM197 210H198V209H197ZM208 210H209V207H208ZM210 210H211V209H210ZM244 210H245V209H244ZM42 211H43V209H42ZM107 211H108V210H107ZM110 211H111V210H110ZM117 211H118V210H117ZM127 211H128V210H126V212H125V211H124V212H125V213H128ZM143 211H144V210H143ZM195 211H196V210H194V212H195ZM198 211H199V210H198ZM198 211H196V213H198ZM211 211H212V210H211ZM220 211H221V210H220ZM253 211H254V210H253ZM255 211H256V210H255ZM257 211H258V210H257ZM101 212H102V211H101ZM105 212H106V211H105ZM184 212H186V211H184ZM184 212H183V213H184ZM187 212H188V210H187ZM200 212H201V211H200ZM202 212H203V209H202ZM247 212H248V211H247ZM251 212H252V211H251ZM258 212H259V211H258ZM258 212H257V213H258ZM32 213H33V212H32ZM41 213H42V212H41ZM61 213H62V212H61ZM120 213H121V212H120ZM131 213H133V212H131ZM172 213H173V212H172ZM196 213H195V214H196ZM206 213H208V215H209V211L206 212ZM220 213H221V212H220ZM223 213H224V212H223ZM248 213H249V212H248ZM248 213H247V214H248ZM259 213H260V212H259ZM33 214H34V213H33ZM35 214H36V212H35ZM114 214H115V213H114ZM123 214H124V213H123ZM123 214H122V216H123ZM129 214H130V213H129ZM144 214H145V213H144ZM181 214H182V213H181ZM187 214H188V213H187ZM190 214H191V213H190ZM202 214H203V213H202ZM243 214H244V213H243ZM247 214H246V215H247ZM37 215H38V214H37ZM61 215H62V214H61ZM98 215H99V214H98ZM100 215H101V213H100ZM100 215H99V216H100ZM102 215H103V214H102ZM105 215H106V213H105ZM105 215H104V216H105ZM183 215H185V213H184ZM220 215H221V214H220ZM251 215H252V214H251ZM254 215H255V214H254ZM34 216H35V215H34ZM34 216H33V217H34ZM43 216H44V215H43ZM120 216H121V215H120ZM124 216H125V215H124ZM164 216H165V215H164ZM166 216H167V215H166ZM173 216H174V215H173ZM185 216H186V215H185ZM187 216H188V215H187ZM204 216H205V215H204ZM217 216H218V214H217ZM40 217H41V216H40ZM100 217H102V216H100ZM117 217H118V216H117ZM220 217H221V216H220ZM220 217H219V219H220ZM261 217L263 218V216H261ZM97 218H98V217H97ZM104 218H105V217H104ZM151 218H152V217H151ZM176 218H179V217L177 216ZM176 218H175V219H176ZM195 218H196V217H195ZM208 218H210V217H208ZM208 218H207V219H208ZM213 218H214V217H213ZM225 218H227V217H225ZM243 218H244V217H243ZM252 218H254V217H252ZM258 218H259V216H258ZM29 219H30V218H29ZM110 219H111V218H110ZM119 219H121V218L119 217ZM131 219H132V218H131ZM157 219H160V218H157ZM169 219H170V218H169ZM175 219H173V221H174ZM186 219H187V218H186ZM202 219H203V218H202ZM207 219H206V220H207ZM12 220H13V219H12ZM57 220H58V218H57ZM111 220H112V219H111ZM114 220H116V218H115ZM128 220H129V219H128ZM128 220H127V221H128ZM134 220H137V219H134ZM154 220H155V219H154ZM164 220H165V219H164ZM170 220H171V219H170ZM212 220H213V219H212ZM30 221H31V220H30ZM30 221H29V222H30ZM117 221H118V219H117ZM127 221H126V222H127ZM156 221H157V220H156ZM162 221H163V220H162ZM168 221H169V220H168ZM173 221H172V222H173ZM176 221H177V220H176ZM176 221H175V222H176ZM260 221H261V220H260ZM29 222H28V223H29ZM136 222H137V221H136ZM158 222H159V221H158ZM160 222H161V221H160ZM166 222H167V220H166ZM262 222H263V220H262ZM129 223H130V222H129ZM129 223H128V224H129ZM252 223H253V222H252ZM263 223H264V222H263ZM128 224H127V225H128ZM148 224H149V223H148ZM163 224H164V223H163ZM172 224H173V223H172ZM256 224H257V223H256ZM259 224H260V223H259ZM31 225H32V224H31ZM42 225H43V224H42ZM157 225H158V224H157ZM167 225H171V224L168 223ZM203 225H204V224H203ZM227 225H228V224H227ZM238 225H239V224H238ZM263 225H264V224H263ZM17 226H18V225H17ZM17 226H16V227H17ZM32 226H33V225H32ZM136 226H137V225H136ZM152 226H153V225H152ZM204 226H205V225H204ZM255 226H256V225L254 224V227H255ZM30 227H31V226H30ZM39 227H40V226H39ZM123 227H124V226H123ZM130 227H131V226H130ZM162 227H163V226H162ZM165 227H166V226H165ZM260 227H261V226H260ZM35 228H36V227H35ZM35 228H34V230H35ZM131 228H132V227H131ZM166 228H169V227H166ZM182 228H183V227H182ZM223 228H224V227H223ZM225 228H226V227H225ZM235 228H236V227H235ZM261 228H262V227H261ZM31 229H32V228H31ZM94 229H95V228H94ZM161 229H162V228H161ZM183 229H184V228H183ZM226 229H227V228H226ZM228 229H229V228H228ZM240 229H241V227H240ZM258 229H260V228H258ZM23 230H24V229H23ZM36 230H37V229H36ZM87 230H88V229H87ZM97 230H98V229H97ZM135 230H136V229H135ZM158 230H159V229H158ZM174 230H175V228H174ZM188 230H189V229H188ZM229 230H230V229H229ZM263 230H264V229H262V231H263ZM32 231H33V230H32ZM48 231H50V230H48ZM60 231H61V230H60ZM60 231H59V232H60ZM94 231H95V230H94ZM120 231H121V230H120ZM182 231H183V230H182ZM182 231H181V232H182ZM209 231H210V230H209ZM256 231H258V230H256ZM5 232H6V231H5ZM5 232H3V233L5 234ZM16 232H18V231L16 230ZM38 232H39V231H38ZM101 232H102V231H101ZM163 232H166V231H163ZM175 232H176V231H175ZM175 232H174V233H175ZM20 233H21V232H20ZM35 233H37V232L35 231ZM97 233H98V232H97ZM131 233H132V232H131ZM139 233H140V232H139ZM171 233H172V232H171ZM226 233H227V232H226ZM37 234H38V233H37ZM42 234L44 235V233H42ZM42 234H40V235H42ZM45 234H46V233H45ZM76 234H77V233H76ZM86 234H87V233H86ZM91 234H92V233H91ZM137 234H138V233H137ZM137 234H136V235H137ZM149 234H151V233H149ZM182 234H183V233H182ZM194 234H195V233H194ZM228 234H229V233H228ZM58 235H59V234H58ZM74 235H75V234H74ZM87 235H88V234H87ZM136 235H135V236H136ZM144 235H145V234H144ZM13 236H14V235H13ZM33 236H36V235H33ZM79 236H80V235H79ZM160 236H161V235H160ZM165 236H166V235H165ZM1 237H2V236H1ZM43 237H44V236H43ZM43 237H42V239H43ZM87 237H88V236H87ZM93 237H94V236H93ZM166 237H167V236H166ZM175 237H176V236H174V238H175ZM182 237H183V236H182ZM189 237H190V236H189ZM15 238H16V237H15ZM19 238H20V237H19ZM32 238H33V237H32ZM39 238H40V237H39ZM39 238H38V239H39ZM95 238H96V237H95ZM106 238H107V237H106ZM114 238H115V237H114ZM124 238H125V237H124ZM0 239H1V238H0ZM3 239H4V238H3ZM8 239H9V238H8ZM38 239H37V240H38ZM52 239H53V238H52ZM99 239H100V238H99ZM107 239H108V238H107ZM135 239H136V238H135ZM141 239H142V238H141ZM164 239H165V237H164ZM178 239H179V238H178ZM190 239H191V238H190ZM4 240H5V239H4ZM10 240H12V239L10 238ZM10 240H9V241H10ZM16 240H17V238H16ZM40 240H41V239H40ZM54 240H55V239H54ZM60 240H61V239H60ZM78 240H79V239H78ZM85 240H86V239H85ZM85 240H84V241H85ZM102 240H103V239H102ZM111 240H112V239H111ZM166 240H167V239H166ZM174 240H175V239H174ZM194 240H195V239H194ZM204 240H205V239H204ZM242 240H244V239H242ZM250 240H252V239L250 238ZM1 241H2V240H1ZM12 241H13V240H12ZM50 241H52V240H50V238H49V241H47V242H50ZM112 241H113V240H112ZM210 241H211V240H210ZM263 241H264V240H263ZM43 242H44V241H43ZM58 242H59V241H58ZM81 242H82V241H81ZM107 242H108V241H107ZM201 242H202V241H201ZM207 242H209V241H207ZM247 242H248V241H247ZM251 242H252V241H251ZM253 242H254V241H253ZM4 243H5V242H4ZM4 243H3V244H4ZM41 243H42V241H41ZM66 243H67V242H66ZM101 243H102V242H101ZM115 243H116V242H115ZM164 243H165V242H164ZM218 243H220V242H218ZM5 244H6V243H5ZM46 244H47V243H46ZM59 244H60V243H59ZM93 244H94V243H93ZM96 244H97V243H96ZM191 244L193 245V243H191ZM9 245H10V244H9ZM16 245H18V244H16ZM48 245H49V244H48ZM53 245L55 246V244H53ZM56 245L58 246V244H56ZM250 245H251V244H250ZM7 246H8V245H7ZM18 246H20V245H18ZM45 246H46V245H45ZM99 246H100V245H99ZM99 246H96V247H99ZM130 246H131V245H130ZM195 246H196V245H195ZM200 246H201V245H200ZM215 246H216V245H215ZM257 246H258V245H257ZM9 247H10V246H9ZM14 247H15V245H14ZM34 247H35V246H34ZM47 247H48V246H47ZM76 247H77V246H76ZM94 247H95V246H94ZM217 247H218V246H217ZM234 247H235V246H234ZM242 247H243V246H242ZM18 248H19V247H18ZM50 248H52V247H50ZM58 248H59V247H58ZM58 248H56V249H58ZM81 248H83V247H81ZM88 248H89V247H88ZM88 248H87V251H88ZM101 248H102V247H101ZM229 248H230V247H229ZM47 249H48V248H47ZM53 249H54V251H56L55 248H53ZM92 249H93V248H92ZM94 249H95V248H94ZM107 249H108V248H107ZM112 249H113V248H112ZM131 249H132V248H131ZM175 249H176V248H175ZM215 249H216V247H215ZM252 249H253V248H252ZM0 250H1V249H0ZM2 250H3V248H2ZM14 250H15V249H14ZM22 250H23V249H22ZM32 250H33V249H32ZM36 250H37V249H36ZM50 250H51V249H50ZM58 250H60V249H58ZM64 250H65V249H64ZM69 250H70V249H69ZM95 250H96V249H95ZM97 250H98V249H97ZM132 250H133V249H132ZM132 250H131V251H132ZM134 250H135V249H134ZM224 250H225V248H224ZM260 250H261V249H260ZM7 251H8V249H7ZM51 251H52V250H51ZM61 251H62V250H61ZM65 251H66V250H65ZM90 251H92V250H90ZM100 251H101V250H100ZM119 251H120V250H119ZM119 251H118V252H119ZM162 251H163V250H162ZM255 251H256V250H255ZM39 252H41V251H39ZM70 252H71V250H70ZM82 252H83V251H82ZM96 252H97V251H96ZM116 252H117V251H116ZM172 252H173V251H172ZM204 252H205V251H204ZM259 252H260V251H259ZM5 253H6V252H5ZM14 253H16V251H15ZM53 253H54V252H51V254H53ZM58 253H59V252H58ZM62 253H63V252H62ZM109 253H110V252H109ZM154 253H155V252H154ZM162 253H163V252H162ZM202 253H203V252H202ZM255 253H256V252H255ZM44 254H45V252H44ZM65 254H66V252H65ZM85 254H86V253H85ZM119 254H120V253H119ZM156 254H157V253H156ZM156 254H155V256H156ZM213 254H214V253H213ZM1 255H2V254H1ZM5 255H6V254H5ZM5 255H4V256H5ZM11 255H13V254L11 253ZM27 255H28V254H27ZM41 255H42V253H41ZM69 255H70V254H69ZM69 255H68V256H69ZM81 255H83V253H82ZM254 255H255V254H254ZM6 256H7V255H6ZM8 256L10 257V255H8ZM36 256H37V255H36ZM57 256H58V255H57ZM70 256H73V254H71ZM168 256H169V255H168ZM202 256H203V255H202ZM216 256H217V255H216ZM252 256H253V255H252ZM1 257H3V256H1ZM16 257H17V256H16ZM16 257H15V258H16ZM85 257H86V256H85ZM159 257H160V256H159ZM164 257H165V256H164ZM212 257H213V256H212ZM257 257H258V256H257ZM7 258H8V257H7ZM10 258H11V257H10ZM30 258H31V257H30ZM38 258H40V257H38ZM54 258H55V257H53V259H54ZM80 258H82V257H80ZM157 258H158V257H157ZM237 258H238V257H237ZM248 258H249V257H248ZM12 259H13V257H12ZM64 259H65V258H64ZM174 259H175V258H174ZM228 259H229V258H228ZM17 260H18V259H17ZM48 260H49V259H48ZM81 260H83V259H81ZM10 261H11V260H10ZM13 261H14V260H13ZM50 261H51V260H50ZM51 262H52V261H51ZM51 262H50V263H51ZM169 262H170V261H169ZM28 263H29V262H28ZM36 263H37V262H36ZM117 263H118V262H117ZM5 264H6V262H5ZM40 264H41V263H40Z\"/></svg>", "mask_w": 264, "mask_h": 264}]
</instances>
